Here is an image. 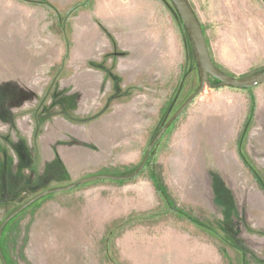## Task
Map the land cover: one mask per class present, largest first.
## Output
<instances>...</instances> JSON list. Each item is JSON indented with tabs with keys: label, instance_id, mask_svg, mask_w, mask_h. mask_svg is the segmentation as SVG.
Returning a JSON list of instances; mask_svg holds the SVG:
<instances>
[{
	"label": "rangeland",
	"instance_id": "374dc122",
	"mask_svg": "<svg viewBox=\"0 0 264 264\" xmlns=\"http://www.w3.org/2000/svg\"><path fill=\"white\" fill-rule=\"evenodd\" d=\"M2 1L0 225L44 191L132 175L200 86L169 0ZM187 2L221 72H264V0ZM219 84L210 77L134 181L83 182L15 215L7 264H264V83ZM148 210L162 211L105 242L112 222Z\"/></svg>",
	"mask_w": 264,
	"mask_h": 264
},
{
	"label": "water",
	"instance_id": "95a60500",
	"mask_svg": "<svg viewBox=\"0 0 264 264\" xmlns=\"http://www.w3.org/2000/svg\"><path fill=\"white\" fill-rule=\"evenodd\" d=\"M175 8L177 9L181 19L184 22L185 27L188 30V33L190 35L196 58L199 64L200 68V86L199 89L193 94L192 97H190L183 105L182 107L170 118V120L161 128L159 133L156 135V137L153 139V141L150 143L146 154L144 156V159L142 163L140 164L139 168L130 176L127 177H120L119 179H128L133 178L139 175V173L143 170V168L146 165V162L149 158V155L151 151L153 150L155 144L158 142V140L163 136V134L166 132V130L172 125V123L179 117V115L193 102V100L204 90L206 83L208 82V75L211 77L217 79L222 83L225 87L230 88H237V89H250L255 86H258L260 84L264 83V72L261 74H258L256 76L245 78V79H236L231 78L221 71H219L216 66L214 65L207 44L204 37V33L202 31L201 25L194 14L193 10L191 9L190 5L186 0H171ZM101 178H110L109 176L105 175H95L91 177H86L84 179H81L67 187L59 188V189H53L44 191L43 193L38 194L28 202L24 203L21 207L16 209L14 212H12L0 225V239L2 235L3 227L20 211H22L24 208H26L28 205H30L33 201L38 199L41 196L59 192V191H65L72 189L78 185H80L83 182L101 179ZM4 261V260H3ZM4 264H6L4 262Z\"/></svg>",
	"mask_w": 264,
	"mask_h": 264
},
{
	"label": "trees",
	"instance_id": "16d2710c",
	"mask_svg": "<svg viewBox=\"0 0 264 264\" xmlns=\"http://www.w3.org/2000/svg\"><path fill=\"white\" fill-rule=\"evenodd\" d=\"M19 1H25V0H19ZM90 0H85V3L86 2H89ZM170 2H172L171 0H169ZM186 1H188V0H186ZM172 4V3H171ZM173 5V4H172ZM191 7V6H190ZM192 9V8H191ZM193 10V9H192ZM178 12V11H177ZM193 12H194V10H193ZM179 14V13H178ZM195 14V13H194ZM196 15V14H195ZM179 17H180V15H179ZM197 17V16H196ZM180 21H181V23H182V25H183V27H184V29L186 30L187 28L185 27V25H184V22H183V20L181 19V17H180ZM202 28V27H201ZM205 37V36H204ZM214 63V62H213ZM215 65V64H214ZM216 68L219 70V68L216 66ZM220 71V70H219ZM223 73V72H222ZM210 75H208V81H209V79H210ZM211 78H213V77H211ZM232 78V77H231ZM215 79V78H214ZM215 80H217V79H215ZM218 81V80H217ZM220 82V81H219ZM221 86H223L222 85V83L220 82V84L219 85H217V86H212V88H219V87H221ZM177 120V119H176ZM175 120V121H176ZM174 123V122H173ZM172 123V124H173ZM164 126V125H163ZM168 130V129H167ZM164 135V134H163ZM161 139V138H160ZM159 139V140H160ZM159 140H158V142H159ZM157 142V143H158ZM156 143V144H157ZM155 144V145H156ZM155 147V146H154ZM154 149V148H153ZM152 152V151H151ZM149 157H150V155H149ZM149 159V158H148ZM148 161V160H147ZM145 169V167L143 168V170ZM143 170L140 172V173H142L143 172ZM139 173V174H140ZM106 176V175H105ZM110 178H101V179H96V180H91V181H111V182H115V183H127V182H130V181H134L135 179H136V177H133V178H128V179H119L120 177H127V176H123V175H119V176H113V175H108ZM152 183H153V185H154V188H155V190H156V192L160 195L161 193H160V188H159V186H158V184H157V182H156V180H153L152 181ZM79 186V185H78ZM77 187V186H76ZM230 195H228V197H227V202L230 200V197H229ZM163 199V198H162ZM164 200V199H163ZM163 203V202H162ZM165 203V202H164ZM163 203V204H164ZM229 203V202H228ZM162 211V210H161ZM161 211L159 212V211H153V210H148V211H146V212H142V213H138V212H132L129 216H127V217H124V218H120V219H118V220H115L114 222H112L111 224H110V226L108 227V228H106V231H105V233H104V239H105V242H108L107 240L108 239H110L114 234H116V233H119L121 230H123V229H125V227L126 226H132L134 223H135V221H137V220H139V221H141V220H143L145 217H150V218H155V217H158L159 216V214L161 215ZM157 215V216H156ZM146 219V218H145ZM197 222L198 221H200V219L199 218H194ZM5 227V226H4ZM4 227H3V230H2V235H1V239H0V244H1V240H2V237H3V232H4ZM206 231L205 232H207V228L206 227H203ZM0 258H1V260H2V262L4 263H6L7 264V262H6V259L4 258V256H3V254H2V251H1V248H0ZM4 260V261H3Z\"/></svg>",
	"mask_w": 264,
	"mask_h": 264
},
{
	"label": "crops",
	"instance_id": "0c3cea01",
	"mask_svg": "<svg viewBox=\"0 0 264 264\" xmlns=\"http://www.w3.org/2000/svg\"><path fill=\"white\" fill-rule=\"evenodd\" d=\"M0 13L3 12L2 16L0 17L3 18L1 21H5L8 17H11L10 9L5 8L3 5L5 4L2 0H0ZM9 12V13H8Z\"/></svg>",
	"mask_w": 264,
	"mask_h": 264
},
{
	"label": "bare ground",
	"instance_id": "6f19581e",
	"mask_svg": "<svg viewBox=\"0 0 264 264\" xmlns=\"http://www.w3.org/2000/svg\"><path fill=\"white\" fill-rule=\"evenodd\" d=\"M161 258V257H160ZM159 261V260H158ZM173 261V260H172ZM162 263H163V260H162ZM175 263V262H174ZM164 264V263H163ZM173 264V263H172ZM176 264H177V262H176Z\"/></svg>",
	"mask_w": 264,
	"mask_h": 264
}]
</instances>
